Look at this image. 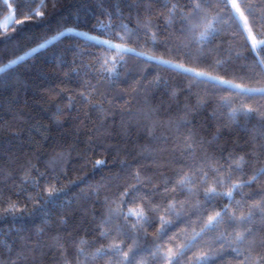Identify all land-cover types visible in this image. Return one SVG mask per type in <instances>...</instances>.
Returning <instances> with one entry per match:
<instances>
[{
    "label": "trees",
    "instance_id": "1",
    "mask_svg": "<svg viewBox=\"0 0 264 264\" xmlns=\"http://www.w3.org/2000/svg\"><path fill=\"white\" fill-rule=\"evenodd\" d=\"M24 2L32 10L43 3L45 9L42 10L52 11L51 0ZM135 2L136 0H62V7L45 23L29 22L18 26L16 19L22 17L17 14L10 27H0V67L22 55L24 51L38 49L25 61L0 73V206H6L4 201L8 197L23 201L27 193L22 189H27V192L34 191L31 184L25 183L24 167L28 161H31L39 172L46 173L47 178L58 175L60 182L57 186L64 189L53 203L43 205L35 212H31L33 206L29 204L30 211L23 216L17 215L13 218L11 215L0 213V259L8 258V246H11L12 255H15V251L21 248L29 237L31 239L27 240V243L34 246L36 240L52 244V238L59 236L68 255L72 257L76 254L80 240L87 241L84 246L86 251H94L101 244L109 243L99 237L96 228L105 211V196H111L118 188L122 190L124 185L134 182L130 180L129 173L139 170L142 177L151 176L152 185H159L161 192L165 177L170 178L172 184L175 183V166L163 169L164 175L161 176L160 170L155 168L151 159L145 158L148 152L143 151L147 148L149 152L154 150L158 159L168 158L169 153L160 150H171L174 141L172 132L157 128V136L163 134L169 137L165 143L163 140L151 139L145 128L151 127L153 119H179L183 115V106L186 103L195 104V93L199 92L203 96L205 86L193 88L190 93L188 82L182 76L162 66H149L131 53L125 57L127 68L131 70L130 74L125 78L122 70L121 80L113 86L97 72L99 65L95 56L102 55V47L75 34L80 31L98 35L101 21L104 24L111 22L117 28L123 23L131 29H136L137 10L130 7ZM149 2L153 4L154 25L158 26L153 30L158 31L159 51L156 54L160 55L165 51L166 39L169 43H175L179 38V33L175 30L179 25L169 27L165 25L164 17L159 15L160 12L166 11L163 5L166 2L169 6L174 2L184 5L189 0H144L145 4ZM250 2L255 5L254 13L259 18L264 12V0ZM7 11L4 0H0V19ZM108 12L111 13V21ZM140 15L143 19V8L140 9ZM58 20L66 26L62 29L66 34L47 43L55 34ZM13 28L18 30L13 32ZM68 28L73 31L68 32ZM232 32V29L225 28L214 41V44L220 47L215 57L209 58L208 63H213L215 59L221 60L222 67L219 73L214 74L224 75L226 79L235 78L236 82H239V77L253 76L259 69L254 67L253 54L248 50L250 44L246 45L244 39L234 36ZM143 39L141 30V40ZM40 44L46 46L40 48ZM128 47L152 54L148 48L133 44ZM237 53H240L239 58ZM157 75L162 81L158 87L150 84ZM136 80H141L142 86L138 92H133ZM89 84L94 85L98 92L105 93L113 102V111L107 116L82 101L80 92L87 94L91 91ZM262 85L264 80H261L260 84H257L255 79L249 82L250 87ZM173 89L178 91V99L170 97ZM69 98L72 101L71 108ZM210 99L211 103L199 110L193 121L197 129H203L201 137L212 141L209 151L226 157L234 150L238 154H243L241 149L250 150L253 136L259 133L258 120L241 116L238 121L233 122L228 118L227 109L218 108L219 97ZM145 101L158 110V114L152 119H146L138 112L144 107ZM250 103L264 104V99L256 96ZM105 107H108L107 103ZM58 109L62 112L59 124L56 122ZM129 112L134 115H129ZM218 129V138L213 139L217 137ZM57 153L64 154L65 162L53 172L48 162ZM97 160H104L105 164L94 167ZM245 171L251 173L249 168ZM37 175L38 173H33L32 179ZM43 182L44 178H41V183ZM101 185L104 187H100ZM97 187L98 195L94 191ZM149 187L144 190L148 191ZM257 189L258 186L253 185L252 189L246 188L244 192H254ZM240 198L241 195L237 193L236 199ZM154 199L159 202L160 196L157 195ZM226 202H220V206ZM61 217L66 221L63 224L60 223ZM158 226L157 221L153 228L148 229V240L141 241L142 247H151L153 234ZM185 227L183 223L178 224L169 235L179 234ZM40 229H44L43 233H39ZM188 230L190 232L191 228ZM182 240L181 236L176 243H181ZM44 251L47 255L42 257V264H57L60 253L55 248ZM233 255L228 250L216 264H237ZM143 258L148 260L149 264H155L147 251L143 253Z\"/></svg>",
    "mask_w": 264,
    "mask_h": 264
},
{
    "label": "snow or ice",
    "instance_id": "2",
    "mask_svg": "<svg viewBox=\"0 0 264 264\" xmlns=\"http://www.w3.org/2000/svg\"><path fill=\"white\" fill-rule=\"evenodd\" d=\"M4 4L11 13L6 18V27H10L17 14L22 17L16 19L18 26L29 22H47L62 7V0H51V12L42 10L45 9L43 3L35 10L24 0H4ZM116 7L118 9L119 4ZM130 7L137 10L136 29H131L123 23L117 28L111 22L104 24L101 21L98 35L80 31L75 34L102 47V55H92L99 65L98 74L113 86L121 80L122 70L125 78L131 72L125 59L129 53L149 66H162L182 76L188 82L190 93L193 88L205 86L203 96L199 92L195 93V104L186 103L183 106V115L179 119H153L151 127L145 128L151 139L163 140L165 143L169 137L163 134L157 136V128L172 132L173 147L171 150H160L169 153L168 158L158 159L154 150L149 152L147 148L143 151L148 152L145 158L151 159L155 168L160 170L161 176L164 175L163 169L175 166V183L172 184L171 179L165 177L161 192L159 185H152L151 176L142 177L139 170L129 173L130 180L134 182L124 185L122 190L118 188L111 196H105V211L96 225L99 237L109 243L101 244L94 251H86L84 246L87 241L80 240L76 254L72 257L68 255L59 236L52 238V244L36 240L34 246L27 243V240L31 239L29 237L26 238V243L15 251V255H12L13 250L8 246V258L0 259V264H42V257L47 255L44 250L52 248L60 253L57 264H100L101 261L103 264H149V261L143 258L145 251L155 264H216L228 250L234 254L233 259L237 260V264H264V143L259 142L264 141V104L250 103L256 96L264 99V85L249 86V82L254 79L257 84L264 80V12L257 18L254 13L255 5L250 0H189L184 5L174 2L170 6L166 2L163 5L166 11L160 12L159 15L164 17L165 25H179L178 29H175L179 38L175 43H169L166 39L165 51L157 55L158 31L153 28L158 26L153 22V4L136 0ZM141 8L144 10L143 19L140 15ZM107 15L111 21V13L108 12ZM65 27L58 20L55 34L47 43L64 36L66 33L62 29ZM225 28L232 29V34L244 39L246 45L250 44L248 50L253 54L254 67L259 69L253 76L239 77V82H236L235 78L226 79L224 75L214 74L219 73L223 64L221 60L215 59L213 63H208L209 58H214L219 50L220 45L214 44V41ZM17 30L12 29L13 32ZM66 30L73 31L71 28ZM114 40L118 42L114 43ZM129 44L148 48L152 54L137 51L134 47H128ZM45 46L46 44L39 45L40 48ZM37 51V48H32L30 52L24 51L22 55L0 67V73L12 65L20 64ZM113 52L115 55H110ZM239 57L240 53H237V58ZM246 80L248 82H245ZM161 82L157 75L150 84L158 87ZM135 84L136 87L132 91L138 92L142 86L141 80H136ZM88 88H91V91L87 94L80 92L82 101L105 116L111 113L113 102L107 95L98 92L94 85L89 84ZM216 96L219 97L218 108L227 109L229 120L236 122L241 116L258 120L259 133L253 136L250 150L241 149L243 154L234 150L225 157L210 152L212 141L203 139V129H197L193 123L199 110L211 103V97ZM170 97L178 99V91L173 89ZM106 103L108 107H105ZM71 104L69 98V108ZM138 112L146 119H152L158 114V110L152 108L147 101ZM128 114L134 115L131 112ZM61 115L62 112L58 109L57 124L60 123ZM218 135L219 129L217 137L213 139H217ZM64 162V154L57 153L48 162V166L55 172ZM103 164L104 160H97L94 167ZM246 168L251 169L250 174L245 171ZM33 173H38L35 179H32ZM24 174L25 183L31 184L34 191L27 192V189H22L27 193L23 201L8 197L4 201L6 206H0V213L5 216H23L30 211L29 204L33 206L31 212H35L43 205L53 203L64 192L62 187L57 186L60 182L58 175L47 178L46 173L39 172L31 161L25 165ZM41 178H44L43 183ZM253 185L258 186L256 191L244 192L246 188L252 189ZM148 186L149 190L145 191ZM94 191L98 195L99 187ZM237 193L241 195L240 199H236ZM157 195L160 196L159 202L154 199ZM180 196L184 198L180 199ZM224 200L227 202L220 206V202ZM157 221L159 226L153 234L151 247H142L141 241L148 240V229L153 228ZM65 222L61 217L60 223ZM181 223L186 227L179 234L173 233L170 236L169 232ZM38 231L43 233L44 229ZM181 236L183 240L177 244L176 241Z\"/></svg>",
    "mask_w": 264,
    "mask_h": 264
},
{
    "label": "rangeland",
    "instance_id": "3",
    "mask_svg": "<svg viewBox=\"0 0 264 264\" xmlns=\"http://www.w3.org/2000/svg\"><path fill=\"white\" fill-rule=\"evenodd\" d=\"M9 15H11V13L9 12V11H7V13L5 14V16L2 18V19H0V27L1 28H4V27H6V25H7V23H8V21L6 20V18L9 16ZM13 21V20H12ZM11 21V22H12ZM31 50H29V52H30Z\"/></svg>",
    "mask_w": 264,
    "mask_h": 264
}]
</instances>
